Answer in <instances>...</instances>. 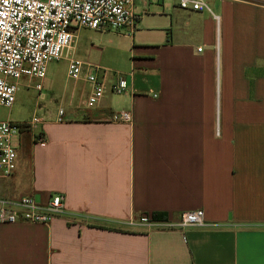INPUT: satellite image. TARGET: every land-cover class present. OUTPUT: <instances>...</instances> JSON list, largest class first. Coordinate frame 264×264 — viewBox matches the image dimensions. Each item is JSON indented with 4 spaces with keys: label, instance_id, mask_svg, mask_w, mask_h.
Here are the masks:
<instances>
[{
    "label": "crops",
    "instance_id": "crops-1",
    "mask_svg": "<svg viewBox=\"0 0 264 264\" xmlns=\"http://www.w3.org/2000/svg\"><path fill=\"white\" fill-rule=\"evenodd\" d=\"M178 2L134 0L166 38L108 78L123 75L126 92L92 108L73 98L14 138L0 198L59 195L63 208L47 224H0V264H264V0H209L218 18ZM120 111L133 123L108 120ZM195 210L207 226L139 222Z\"/></svg>",
    "mask_w": 264,
    "mask_h": 264
},
{
    "label": "built area",
    "instance_id": "built-area-1",
    "mask_svg": "<svg viewBox=\"0 0 264 264\" xmlns=\"http://www.w3.org/2000/svg\"><path fill=\"white\" fill-rule=\"evenodd\" d=\"M178 7L214 15L209 0H179ZM139 19L134 0H0V106L12 108L21 79L42 81L48 65L62 59L67 50L73 51L67 59L68 78L78 80L84 73L91 87L88 107H95L109 92L119 95L126 92L129 88L126 78L121 76L107 82L92 74V67L75 57V31L80 28L127 30L126 36L132 37ZM35 88L41 91V82ZM108 120L132 124L133 114L129 111L111 113ZM42 122L37 117L25 122L0 121L1 177H10L15 171L14 138L24 131L35 130ZM34 139L39 145L46 144L42 133H36ZM62 208L63 197L59 195L45 205L33 196L18 200L0 198V224H47ZM139 222L149 227L169 225L181 229L207 226L202 210L183 213L175 225L160 223L148 216L141 217Z\"/></svg>",
    "mask_w": 264,
    "mask_h": 264
},
{
    "label": "rangeland",
    "instance_id": "rangeland-1",
    "mask_svg": "<svg viewBox=\"0 0 264 264\" xmlns=\"http://www.w3.org/2000/svg\"><path fill=\"white\" fill-rule=\"evenodd\" d=\"M137 14L144 22L140 25L141 21H138L132 37L126 36L127 30L97 31L88 28L76 30L75 57L90 65L92 67L90 72L99 78H105L107 82L108 78L127 71L134 56L133 52L140 47H150L163 42L166 38V32L163 30H148L163 25L159 18L152 17L142 10ZM72 52L67 50L62 59L50 63L42 81L34 80L27 85V80L21 79L12 108L0 106V121L25 122L33 117L47 120L55 116L60 108L67 110L73 98L88 106L91 89L85 74L83 73L78 80L69 79L67 75V59ZM40 82L42 90L38 91L35 86ZM38 127L39 124L36 128ZM16 141L18 142V136L15 137Z\"/></svg>",
    "mask_w": 264,
    "mask_h": 264
},
{
    "label": "trees",
    "instance_id": "trees-1",
    "mask_svg": "<svg viewBox=\"0 0 264 264\" xmlns=\"http://www.w3.org/2000/svg\"><path fill=\"white\" fill-rule=\"evenodd\" d=\"M153 218L156 219V220H158V219H160V218H163V216L160 215V214H154V215H153Z\"/></svg>",
    "mask_w": 264,
    "mask_h": 264
},
{
    "label": "water",
    "instance_id": "water-1",
    "mask_svg": "<svg viewBox=\"0 0 264 264\" xmlns=\"http://www.w3.org/2000/svg\"><path fill=\"white\" fill-rule=\"evenodd\" d=\"M35 199H36L37 202H40V201H38V197H36Z\"/></svg>",
    "mask_w": 264,
    "mask_h": 264
}]
</instances>
